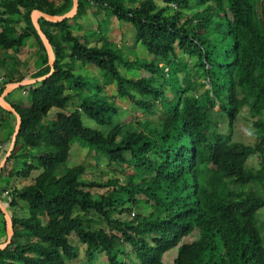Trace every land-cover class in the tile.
Instances as JSON below:
<instances>
[{
	"label": "trees",
	"instance_id": "obj_1",
	"mask_svg": "<svg viewBox=\"0 0 264 264\" xmlns=\"http://www.w3.org/2000/svg\"><path fill=\"white\" fill-rule=\"evenodd\" d=\"M72 8V0H0V97L28 77L20 54L30 39L37 48L30 80L49 76L6 99L22 124L12 169L0 174L14 230L0 264L82 256L84 264H163L174 248V264H264V0H79L75 18L39 20L55 54L51 67L31 15ZM89 13L98 26L82 32ZM118 22L134 28L128 48L141 44L151 58H125L108 37ZM142 71L150 76L137 78ZM16 91L30 103L9 100ZM117 100L145 119L120 123ZM245 110L252 144L237 138ZM12 117L0 106V126L12 131L0 140V163ZM77 142L115 178L98 183L87 167L70 166ZM125 166L130 173L118 171ZM142 203L147 216L135 213ZM6 228L0 209V234ZM196 230L198 240L184 243Z\"/></svg>",
	"mask_w": 264,
	"mask_h": 264
},
{
	"label": "rangeland",
	"instance_id": "obj_2",
	"mask_svg": "<svg viewBox=\"0 0 264 264\" xmlns=\"http://www.w3.org/2000/svg\"><path fill=\"white\" fill-rule=\"evenodd\" d=\"M100 19H103V17H101ZM105 24H107V26L109 25L108 22L105 23ZM80 25L82 26V32L85 31V30L86 31L87 30H93V29H95L98 26V19L92 17V15L90 14L89 16L83 18V20L81 21ZM78 29L79 28H77V30ZM111 29L113 30V32L110 35H108V37H109V39L111 41H114L115 43H118V44H120V46H122V48L124 50V53H126L125 54V58L126 59L136 58V57H142V58H145V59L151 58V56L149 55L147 49H145L141 44H139L137 47H134V48L133 47L128 48V46H135L134 45V41H133V39H134L133 37L135 35V31H134V28L132 27V25L127 24V23H119V24L114 23V25H113V27H111ZM102 30H104V29H102ZM104 32H105V30H104ZM93 39L96 40L97 37L93 38ZM31 42H32V40L30 39L28 41V44H30ZM36 50H37V48L34 49V48H32V46L31 47L30 46H26L21 51L20 56L22 57V59L24 61H29L27 68L26 67L25 68H21V71L23 72V74L28 76L26 79H30L29 78L30 72H34L36 70L35 60L31 59V56H30ZM4 57L5 56L3 55V53L0 52V59H3ZM185 58L187 60H190L187 57H185ZM88 68H90V67H88ZM3 71L4 70L0 69V79H2V74L1 73ZM123 72L126 73L125 70H123ZM97 73H98V76L100 78H102V79L104 78V76H103V74L101 72L98 71ZM129 76L134 77L135 74L132 73ZM149 76H150V74L145 72V71H142V72L136 74L137 78L149 77ZM107 90H108L107 93L110 94V95H115V93H116V91L113 90L110 87H108ZM13 99L14 100L21 99V100H24V101H27L28 103H30V98L27 97V95L26 96L21 95L20 91H16V92H14L11 95L9 100L13 101ZM119 101L120 100H117L118 105H119V107H120V109L122 111V114L120 115V123L127 124L129 122H135V121H138V120H144L145 119L143 113L142 112H138L137 109H135V107L133 105L129 104L128 101H125V102H122V103H120ZM216 110H218V109H216ZM51 117H52V115H50L48 117V119L50 118L49 120L48 119L45 120V123L51 122L52 121ZM243 117L244 118H248L249 117L248 112L246 110L243 111L242 117L238 120V122L236 124L237 125V138L240 141H243L246 144H252L253 143V138H252V133L253 132L250 129V125H252V124L247 122V121H245V120H243ZM11 119H13L12 125H17V119H16V121H15V119L13 117ZM150 119L153 120L154 118L152 117ZM250 120L253 121L251 118H250ZM1 125H4V124H1ZM84 125L87 126V125H94V124H93V122L88 120V118H84ZM15 128H16V126H15ZM11 132L12 131H11L10 128L6 129L4 126H0V140H2L1 138L6 139L7 136ZM80 143L81 142H77L75 144L73 150H72V153H71L72 157L70 158L71 161L69 162L70 166L83 165V166L87 167L89 173H91V178L94 181H97L98 183H105V182H108L111 179H114L116 175L109 168L108 163L106 161H103V160L101 162H97L95 160V156H94L95 155V151L89 153L88 150H87L88 148L80 145ZM2 162H4V159L2 160ZM2 162L0 163V165L2 164ZM12 163L13 162H10V163L6 162L5 163L3 169H5V171L7 173H9L11 171L12 166H13ZM249 163L253 167L256 166V161L255 160H251ZM118 171L120 173H124V172L125 173L126 172L130 173L129 168L126 167V166L124 168L119 169ZM34 176H35V174H34ZM92 179H89L87 181L91 182ZM19 181H22V182H20L22 185L28 184V182H29V181L26 182V181H23V180H19ZM2 197L5 198V195L3 194ZM0 203L2 204L3 210L5 212L4 213L2 211L4 213L5 219H6V215L8 216V218L11 219L12 211L9 209L10 208V202L4 200L3 202L0 201ZM142 204L144 205V203H142ZM149 212H150V208H148L145 205H144V207H141V208H139L138 210L135 211L136 214H141L143 216H147L149 214ZM261 214H262L261 215V220L264 222V209L261 211ZM6 232H7V228H6ZM7 236H8V233H6V235L2 234V233L0 234V246L6 245L7 239H8ZM198 238H199V231L196 230L190 236L185 238L183 240V242L184 243L185 242L192 243L195 240H198ZM71 242L73 244L74 243L75 244H79L80 247H81V250L85 247L84 245L79 243V241L76 240V239H72ZM128 251H130V249H128ZM176 258H177V248H174V249H172V250H170V251H168V252H166L164 254L162 262H163V264H174ZM84 262H85V259L82 256L80 258V260H76V261H74L72 263H67V264H84ZM98 264H108V263L106 261L104 262L102 260V258H100L99 261H98Z\"/></svg>",
	"mask_w": 264,
	"mask_h": 264
},
{
	"label": "water",
	"instance_id": "obj_3",
	"mask_svg": "<svg viewBox=\"0 0 264 264\" xmlns=\"http://www.w3.org/2000/svg\"><path fill=\"white\" fill-rule=\"evenodd\" d=\"M72 2H73V8L71 9V11H69L67 14H65L63 16H51V15H48V14L40 12V11H34L32 13V15H31L33 25H34L37 33L39 34V36H40V38H41L46 50H47V54H48V57H49V65L51 67H54V64H55V54H54L52 45L50 44L47 36L44 34V32L41 29L39 20H40V18H43L46 21L51 22V23H60V22H63L65 20H67V19L75 18L76 15H77L78 9H79V0H72ZM52 72H54V69L52 70ZM48 77L49 76L43 77V78H40V79H36V80L25 79V80H23V81H21L19 83H14V84H11V85H7L5 90H4V92H3V94L0 97V106L3 109H5L6 111L13 113L16 116V119H17V125H16V128H15V133H14V136H13V139H12V144H11L10 150L7 153V156L5 157L4 162H2V164L0 165V174L2 172V169H3L4 165H5V163L7 162L8 158L10 157V155H11V153H12L14 147H15L17 135L19 133V130H20V127H21V124H22L21 116L17 113V111L13 108V106L10 103L7 102L6 99L9 96V94L12 93L13 91H15L16 89H19V88H21L23 86L32 85V84H34V83H36L38 81H43V80H45ZM0 209L4 212L1 203H0ZM6 221H7V233H8L7 237H8V239H7L6 245L0 246V250L5 249L11 243V240H12V238L14 236L13 224H12L11 219L8 218L7 215H6Z\"/></svg>",
	"mask_w": 264,
	"mask_h": 264
},
{
	"label": "crops",
	"instance_id": "obj_4",
	"mask_svg": "<svg viewBox=\"0 0 264 264\" xmlns=\"http://www.w3.org/2000/svg\"><path fill=\"white\" fill-rule=\"evenodd\" d=\"M90 15V13L88 14V16ZM87 17V16H86ZM86 31V30H85ZM87 31H89V30H87ZM110 35V34H109ZM31 44V45H30ZM30 44H28L30 47L32 46V48H36V46H35V43H34V41L32 40V42L30 43ZM34 53V52H33ZM31 65V64H30ZM35 72V71H34ZM33 74V72H30V75H32ZM29 75V76H30ZM30 78V77H29Z\"/></svg>",
	"mask_w": 264,
	"mask_h": 264
}]
</instances>
